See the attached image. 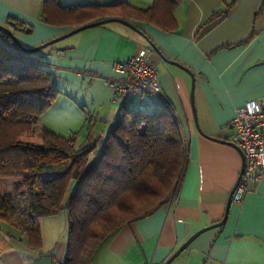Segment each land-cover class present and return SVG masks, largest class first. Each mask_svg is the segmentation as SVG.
Returning <instances> with one entry per match:
<instances>
[{
	"label": "crops",
	"instance_id": "1",
	"mask_svg": "<svg viewBox=\"0 0 264 264\" xmlns=\"http://www.w3.org/2000/svg\"><path fill=\"white\" fill-rule=\"evenodd\" d=\"M43 1L0 0V24L10 27V18L22 22L23 30L13 32L25 47H34L75 28L44 21ZM59 1L63 5L124 1L141 8L153 2ZM226 4H230L226 13L212 18L214 11ZM173 14L176 26L171 30L146 21L134 24L162 55L193 72V101L201 130L233 141L230 121L235 108L247 100L264 98V0H181ZM139 47L147 49L178 122L187 147L186 166L178 187L151 209L120 226L98 248L91 264H163L190 235L222 219L241 167L236 147L210 139L196 128L190 75L164 60L140 33L119 21L79 30L36 53L47 61L46 67L58 88L75 83L81 84V88L85 83L84 96L100 115L103 132L98 134L94 130L97 119L86 118L83 126L85 129L89 126L90 131L86 129L82 146H77L75 139V149L79 151L96 139L101 142L115 123L118 104L112 100L104 79L115 74L117 62L129 58ZM135 96L141 95L133 94L130 104ZM157 101L160 109L162 102ZM106 111L113 113V117L107 119ZM88 133L90 138L86 140ZM38 176L45 183L40 194L31 191L30 202L40 208L51 196L56 200L54 204L64 205L75 181L60 197L55 192L59 173L43 172ZM34 220L40 230L38 247L27 241L22 228L0 218V264H58L65 259L66 211L38 212ZM168 264H264V171L242 203L231 201L227 219L221 226L200 233Z\"/></svg>",
	"mask_w": 264,
	"mask_h": 264
},
{
	"label": "trees",
	"instance_id": "2",
	"mask_svg": "<svg viewBox=\"0 0 264 264\" xmlns=\"http://www.w3.org/2000/svg\"><path fill=\"white\" fill-rule=\"evenodd\" d=\"M180 1L153 0L141 8L124 1L63 5L59 0H44L41 16L53 25L77 27L95 19L120 17L133 24L146 21L171 30L176 26L174 8ZM229 6L214 11L212 18L223 16ZM8 24L12 30H23L24 24L15 19L10 18ZM36 53L22 50L0 29V178L21 176L20 185L38 195L45 183L38 174L56 172L55 192L60 197L74 180L64 205L44 210L42 206L41 212L66 211L67 249L65 259L58 264H91L98 248L120 226L178 187L187 147L169 104L162 103L156 113L146 114L128 101L119 105L116 121L104 139L83 145L80 152L75 149V135L66 137L45 126L38 128L41 145L24 143L22 137L34 133L37 116L58 93L47 61ZM8 113L14 118H8ZM86 129L90 131L89 126ZM131 129L136 138L127 136ZM92 152L95 155L89 160ZM29 207L36 210L32 202ZM13 213L11 202L0 192V218L6 220ZM23 231L32 246L40 245L34 219Z\"/></svg>",
	"mask_w": 264,
	"mask_h": 264
},
{
	"label": "built area",
	"instance_id": "3",
	"mask_svg": "<svg viewBox=\"0 0 264 264\" xmlns=\"http://www.w3.org/2000/svg\"><path fill=\"white\" fill-rule=\"evenodd\" d=\"M114 67L115 74L106 77L104 84L110 88L118 107L122 102H129L133 94L151 95L168 105L146 48L139 47ZM230 126L234 130L233 142L245 159L243 173L232 195V202L240 204L264 171V98L250 99L236 107Z\"/></svg>",
	"mask_w": 264,
	"mask_h": 264
},
{
	"label": "rangeland",
	"instance_id": "4",
	"mask_svg": "<svg viewBox=\"0 0 264 264\" xmlns=\"http://www.w3.org/2000/svg\"><path fill=\"white\" fill-rule=\"evenodd\" d=\"M80 86L81 84L77 85V83H75L73 86L68 87L61 85L58 88L56 86V88L58 89V93L51 101V104L37 116V129L32 135L23 136V142L31 143L33 145L38 146L41 145V139L38 128L40 126H45L66 137L71 136L75 132H77L75 134L76 145L82 146L81 143L84 140L83 136L86 132L83 123L86 118H91L92 121H95V119H97V125L94 130L97 131V133L99 132L98 134H101V132H103V123L99 121L100 115L98 114V112L94 111V107L90 104V101H88L84 96V92L86 91L85 83L82 85L81 88ZM131 105L134 109L141 110L143 113L146 114L152 113L155 110L159 109V102L155 100V98H153L152 96L148 95H143L142 97L135 96L131 101ZM6 116L8 118H14L12 113H8ZM104 116H106V118L108 119L113 117V113L106 111V115ZM140 119L141 115L140 118L137 119V123L140 121ZM126 134L129 138H136L133 129L127 131ZM97 148H100V144ZM81 150H79V152ZM94 155L95 152L90 153L88 156L89 160H92ZM21 182V176L0 178V192L7 199H9L14 208V213L9 216V218L6 220L23 229L24 226L33 221L35 215L38 212H41L42 208H38V206L36 208V212L31 211L29 207V202L30 198L33 197L31 196L32 193L26 187L21 186ZM52 198L54 197L50 196L47 201H44L42 203L43 205H45L43 206V210L44 208L49 207L50 204H54L56 202L55 198Z\"/></svg>",
	"mask_w": 264,
	"mask_h": 264
},
{
	"label": "water",
	"instance_id": "5",
	"mask_svg": "<svg viewBox=\"0 0 264 264\" xmlns=\"http://www.w3.org/2000/svg\"><path fill=\"white\" fill-rule=\"evenodd\" d=\"M109 21H119V22L131 27L132 29H134L135 31L140 33L149 42L150 46L154 49V51H156L164 60L178 65L179 67L183 68L190 75L191 80H192L191 81V107H192V112H193V115H194V121H195L196 128L198 129V131L200 133H202L204 136H206V137H208L210 139L221 141V142H224V143H227V144H230V145L236 147L237 150L239 151L240 155H241V167H240L239 173L237 175L236 181H235L232 189L229 192V195H228V198H227V202H226L225 213H224V216L222 217V219L217 221V222H215V223H212V224H210L208 226H205V227L197 230L196 232H194L192 235H190L163 263V264H168L176 256H178L179 253H181L200 233H202V232H204V231H206L208 229H211V228H214V227H217V226H221L226 221L227 216H228L229 207H230V204H231V201H232V195H233L234 190H235V188H236V186H237V184H238V182H239V180L241 178V175H242L243 169H244V163H245L243 152L241 151L240 148H238L235 145V143L233 141H227V140H224V139H221V138H218V137H213V136L207 135L199 127V125L197 123V117H196L195 106H194V101H193V90H194V81H195V77H194L193 72L190 69H188L187 67L183 66L181 63L176 62V61H172V60L168 59L167 57H165L164 55H162L159 52V50L157 49V47L155 46V44L152 41H150V39L138 27H136L130 21L125 20V19L120 18V17H108V18L95 20V21H91V22L79 25V26L73 28L72 30H70L69 32H67V33H65L63 35H60V36L55 37V38H52V39H50V40H48L46 42H43V43H41L39 45L34 46V47H25V46H23L21 44V42L18 40V38L16 37L15 33L13 32V30L10 29L9 27L0 24V29L4 30L13 39V41L18 44V46L22 50H24L26 52H37L40 49H42V48H44V47H46V46L58 41L59 39L65 37V36H68V35H70V34H72L74 32H77L79 30H82V29H85V28H88V27L104 24V23L109 22Z\"/></svg>",
	"mask_w": 264,
	"mask_h": 264
}]
</instances>
